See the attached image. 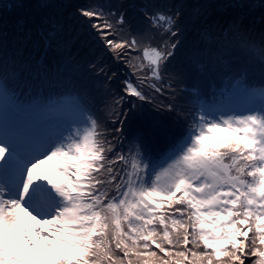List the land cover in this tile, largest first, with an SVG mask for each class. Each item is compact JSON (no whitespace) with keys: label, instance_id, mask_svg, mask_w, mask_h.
<instances>
[{"label":"snow or ice","instance_id":"snow-or-ice-1","mask_svg":"<svg viewBox=\"0 0 264 264\" xmlns=\"http://www.w3.org/2000/svg\"><path fill=\"white\" fill-rule=\"evenodd\" d=\"M0 264H264V0H0Z\"/></svg>","mask_w":264,"mask_h":264},{"label":"rangeland","instance_id":"rangeland-1","mask_svg":"<svg viewBox=\"0 0 264 264\" xmlns=\"http://www.w3.org/2000/svg\"><path fill=\"white\" fill-rule=\"evenodd\" d=\"M83 1V3H87L88 2V0H78V2H82Z\"/></svg>","mask_w":264,"mask_h":264},{"label":"trees","instance_id":"trees-1","mask_svg":"<svg viewBox=\"0 0 264 264\" xmlns=\"http://www.w3.org/2000/svg\"><path fill=\"white\" fill-rule=\"evenodd\" d=\"M5 2H7V0H5ZM81 3H83V1H82ZM257 39H258V38H257Z\"/></svg>","mask_w":264,"mask_h":264}]
</instances>
